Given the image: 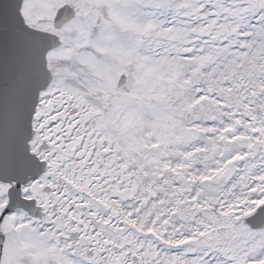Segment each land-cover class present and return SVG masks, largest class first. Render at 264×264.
Wrapping results in <instances>:
<instances>
[{
    "label": "snow or ice",
    "instance_id": "1",
    "mask_svg": "<svg viewBox=\"0 0 264 264\" xmlns=\"http://www.w3.org/2000/svg\"><path fill=\"white\" fill-rule=\"evenodd\" d=\"M0 264H264V0H0Z\"/></svg>",
    "mask_w": 264,
    "mask_h": 264
}]
</instances>
